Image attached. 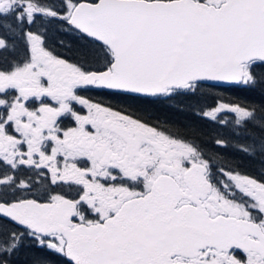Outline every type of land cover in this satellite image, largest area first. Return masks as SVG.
<instances>
[{
	"label": "snow or ice",
	"instance_id": "1",
	"mask_svg": "<svg viewBox=\"0 0 264 264\" xmlns=\"http://www.w3.org/2000/svg\"><path fill=\"white\" fill-rule=\"evenodd\" d=\"M0 264H264V0H0Z\"/></svg>",
	"mask_w": 264,
	"mask_h": 264
},
{
	"label": "trees",
	"instance_id": "2",
	"mask_svg": "<svg viewBox=\"0 0 264 264\" xmlns=\"http://www.w3.org/2000/svg\"><path fill=\"white\" fill-rule=\"evenodd\" d=\"M158 114L160 115L161 119L174 120V121L184 122V123L189 122V113L187 110L184 113H177L175 110H173V112L165 111V112H161Z\"/></svg>",
	"mask_w": 264,
	"mask_h": 264
}]
</instances>
